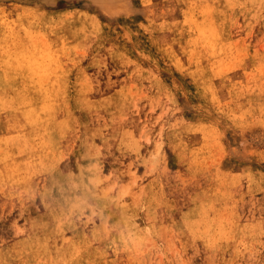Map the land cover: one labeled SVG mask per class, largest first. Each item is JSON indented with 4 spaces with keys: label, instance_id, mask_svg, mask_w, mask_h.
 Masks as SVG:
<instances>
[{
    "label": "rangeland",
    "instance_id": "obj_1",
    "mask_svg": "<svg viewBox=\"0 0 264 264\" xmlns=\"http://www.w3.org/2000/svg\"><path fill=\"white\" fill-rule=\"evenodd\" d=\"M0 264H264V0H0Z\"/></svg>",
    "mask_w": 264,
    "mask_h": 264
},
{
    "label": "bare ground",
    "instance_id": "obj_2",
    "mask_svg": "<svg viewBox=\"0 0 264 264\" xmlns=\"http://www.w3.org/2000/svg\"><path fill=\"white\" fill-rule=\"evenodd\" d=\"M20 56H21V55H20ZM10 61H11V60H10ZM13 61H14V60H13ZM12 65H13V63H12ZM6 78H7V77H6ZM53 102H54V101H53ZM50 103H51V101H50ZM48 105H49V104H48ZM46 108H47V106H46ZM48 115H50V113H48ZM48 115H47V116H48ZM51 116H53V115H51ZM60 119H61V118H60ZM65 119H66V118H65ZM63 120H64V119H63ZM66 120H67V119H66ZM51 122H52V121H51ZM51 122H50V123H51ZM48 129H49V128H48ZM183 219H184V218H183ZM205 219H206V218H205ZM188 226H189V224H188Z\"/></svg>",
    "mask_w": 264,
    "mask_h": 264
}]
</instances>
